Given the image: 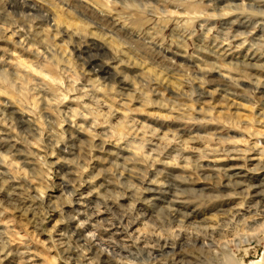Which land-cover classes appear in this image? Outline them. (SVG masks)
Listing matches in <instances>:
<instances>
[{"label": "clouds", "instance_id": "obj_1", "mask_svg": "<svg viewBox=\"0 0 264 264\" xmlns=\"http://www.w3.org/2000/svg\"><path fill=\"white\" fill-rule=\"evenodd\" d=\"M219 2L0 0V264L264 259V0Z\"/></svg>", "mask_w": 264, "mask_h": 264}, {"label": "rangeland", "instance_id": "obj_2", "mask_svg": "<svg viewBox=\"0 0 264 264\" xmlns=\"http://www.w3.org/2000/svg\"><path fill=\"white\" fill-rule=\"evenodd\" d=\"M218 6H221V7L223 6V0H220ZM230 19H231V17H225L223 22L226 23ZM236 27H239V25ZM88 39H89V41L92 40L91 37H89ZM85 47H87V45ZM69 50L71 51V49H69ZM81 51H83V49H81ZM240 51L243 52L244 50L242 49ZM229 59H231V57ZM262 91H264V89H262ZM214 102H215V99H214ZM225 107H227V106L223 105V104H217L218 109L225 108ZM248 110L249 109L247 107H245L242 109L241 113H239L238 115H243V116H245V119H247L246 114H247ZM257 110L258 109H252L253 113H255ZM228 111H229V113H232L235 111V109L229 108ZM213 115L218 116L221 120V123L220 124H212V125H209V127H224L225 125L223 124V114L221 112H219V110H218L217 112L213 113ZM157 123L165 126L162 129V132L167 131V126H176L178 124V122L173 121V120H160ZM65 127H67V125H65ZM226 130L233 134V137H234V139H236L237 143H239L240 137L242 135H244V133H241L238 129H226ZM231 163H236V162L232 161ZM258 175H264V174H258ZM249 260L256 261V264H264V259H261V252L260 251H257L255 254L248 256L246 258V264H247V261H249Z\"/></svg>", "mask_w": 264, "mask_h": 264}]
</instances>
